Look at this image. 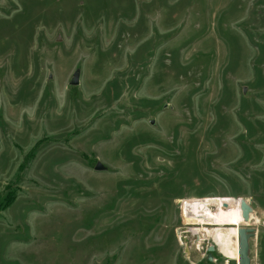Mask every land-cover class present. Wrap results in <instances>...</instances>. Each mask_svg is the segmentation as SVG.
Instances as JSON below:
<instances>
[{
    "label": "rangeland",
    "instance_id": "374dc122",
    "mask_svg": "<svg viewBox=\"0 0 264 264\" xmlns=\"http://www.w3.org/2000/svg\"><path fill=\"white\" fill-rule=\"evenodd\" d=\"M7 193L0 264H237L203 198L264 264V0H0Z\"/></svg>",
    "mask_w": 264,
    "mask_h": 264
},
{
    "label": "bare ground",
    "instance_id": "6f19581e",
    "mask_svg": "<svg viewBox=\"0 0 264 264\" xmlns=\"http://www.w3.org/2000/svg\"><path fill=\"white\" fill-rule=\"evenodd\" d=\"M189 200H187L184 204ZM192 202L185 206L186 211H190V214L185 215L186 222L200 224V223H216L220 225H232L229 232L233 233L237 237V225L242 222L241 210L239 206V200H222L217 198H203V199H193ZM194 204V208L193 205ZM213 206L215 209L213 210ZM201 208L202 213L196 208ZM193 230V229H192ZM214 231V230H213ZM196 232V231H195ZM214 241L216 244L221 245L223 248L226 244V250H228V239L227 236H223L222 232L217 229L214 234ZM231 249V248H230ZM229 249V250H230ZM228 256L236 258L237 257V247L234 248V253L232 251L228 252ZM238 259V258H237Z\"/></svg>",
    "mask_w": 264,
    "mask_h": 264
},
{
    "label": "water",
    "instance_id": "95a60500",
    "mask_svg": "<svg viewBox=\"0 0 264 264\" xmlns=\"http://www.w3.org/2000/svg\"><path fill=\"white\" fill-rule=\"evenodd\" d=\"M78 71L73 72L72 77L69 80L70 85L78 84ZM94 168L96 170L104 169V166L100 162H96ZM239 206L241 210V217L243 223H247L250 220V214L253 212L252 207L248 201L244 198H239ZM255 236V230L252 227L241 226L237 229V264H250L249 257V239ZM215 246L210 244L207 247V261L212 262L213 256L212 252L214 251Z\"/></svg>",
    "mask_w": 264,
    "mask_h": 264
},
{
    "label": "trees",
    "instance_id": "16d2710c",
    "mask_svg": "<svg viewBox=\"0 0 264 264\" xmlns=\"http://www.w3.org/2000/svg\"><path fill=\"white\" fill-rule=\"evenodd\" d=\"M13 197V194L7 193V195L3 198L2 202H0V212L10 205L13 200Z\"/></svg>",
    "mask_w": 264,
    "mask_h": 264
}]
</instances>
